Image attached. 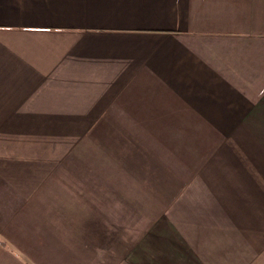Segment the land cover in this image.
<instances>
[{"label":"crops","instance_id":"0c3cea01","mask_svg":"<svg viewBox=\"0 0 264 264\" xmlns=\"http://www.w3.org/2000/svg\"><path fill=\"white\" fill-rule=\"evenodd\" d=\"M0 264H264V0H0Z\"/></svg>","mask_w":264,"mask_h":264}]
</instances>
